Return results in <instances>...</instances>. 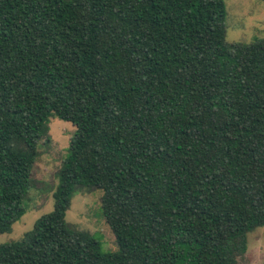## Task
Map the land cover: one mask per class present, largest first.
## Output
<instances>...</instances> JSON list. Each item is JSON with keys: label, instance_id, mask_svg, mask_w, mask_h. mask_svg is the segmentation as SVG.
<instances>
[{"label": "trees", "instance_id": "obj_1", "mask_svg": "<svg viewBox=\"0 0 264 264\" xmlns=\"http://www.w3.org/2000/svg\"><path fill=\"white\" fill-rule=\"evenodd\" d=\"M225 18L223 0H0V234L49 118L75 126L52 210L0 264L238 263L264 228V38L228 43ZM81 186L118 251L66 222Z\"/></svg>", "mask_w": 264, "mask_h": 264}, {"label": "rangeland", "instance_id": "obj_2", "mask_svg": "<svg viewBox=\"0 0 264 264\" xmlns=\"http://www.w3.org/2000/svg\"><path fill=\"white\" fill-rule=\"evenodd\" d=\"M226 7V36L228 43H250L264 38V0H223ZM48 131L39 141L38 155L32 168V185L27 194V210L12 225L10 232L0 234V244L19 240L31 229L34 221L52 210L53 192L57 186V172L66 155L69 139L75 126L50 117ZM102 190L81 186L75 190L65 219L70 226L91 233L102 252L118 251L116 239L105 221L100 199ZM264 256V228L248 233L245 253L237 264H262Z\"/></svg>", "mask_w": 264, "mask_h": 264}]
</instances>
